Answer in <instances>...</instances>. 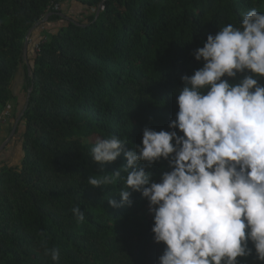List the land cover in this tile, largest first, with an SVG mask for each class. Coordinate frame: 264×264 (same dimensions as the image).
<instances>
[{
  "label": "trees",
  "instance_id": "16d2710c",
  "mask_svg": "<svg viewBox=\"0 0 264 264\" xmlns=\"http://www.w3.org/2000/svg\"><path fill=\"white\" fill-rule=\"evenodd\" d=\"M54 1L0 0V115L12 100L28 37ZM66 2L94 15L70 22L37 54L28 78L33 92L23 118L24 157L19 166L0 169V264H158L165 245L153 240L148 201L130 190L131 205L108 202L120 201L125 156L101 164L91 150L113 135L133 150L144 128L171 131L181 77L203 67L195 50L227 24L239 27L250 9L264 13V0H110L98 20L105 0ZM53 14L63 21L62 13ZM243 75L222 79L236 83ZM138 167L157 182L171 170L166 160ZM118 170L109 185L88 184L89 176ZM51 249L58 260L45 254ZM237 259L264 264L254 248Z\"/></svg>",
  "mask_w": 264,
  "mask_h": 264
},
{
  "label": "clouds",
  "instance_id": "9594fccd",
  "mask_svg": "<svg viewBox=\"0 0 264 264\" xmlns=\"http://www.w3.org/2000/svg\"><path fill=\"white\" fill-rule=\"evenodd\" d=\"M194 58L203 67L181 77L171 131L146 127L133 150L115 135L98 140L92 159L104 164L125 156L120 201L108 202L131 205V191L148 201L153 240L165 245L158 264H240L237 258L253 248L264 262V85L258 83L264 78V13L252 8L239 27L229 23L209 34ZM238 74L244 75L236 83L227 79ZM160 160L171 170L158 182L138 167ZM120 170L89 176L88 184L109 185ZM72 212L84 219L79 207ZM45 254L59 259L56 249Z\"/></svg>",
  "mask_w": 264,
  "mask_h": 264
},
{
  "label": "crops",
  "instance_id": "0c3cea01",
  "mask_svg": "<svg viewBox=\"0 0 264 264\" xmlns=\"http://www.w3.org/2000/svg\"><path fill=\"white\" fill-rule=\"evenodd\" d=\"M77 2L63 4L62 15L68 20H55L54 14L47 16L43 24L32 32L28 53L24 56L23 64L14 77L11 86L12 100L9 104V117H3L0 123V169L5 166H19L24 157L23 140L25 123L23 112L26 108L28 92V78L36 68L37 46L49 40L48 34L57 35L72 21L87 22L94 12L87 7L79 6Z\"/></svg>",
  "mask_w": 264,
  "mask_h": 264
},
{
  "label": "built area",
  "instance_id": "2783aa9c",
  "mask_svg": "<svg viewBox=\"0 0 264 264\" xmlns=\"http://www.w3.org/2000/svg\"><path fill=\"white\" fill-rule=\"evenodd\" d=\"M62 2H63V0H55L52 3V5L50 6V8L48 9V16L52 15L53 13H62V10H63V3ZM47 42H48V40L44 41L43 43H41L37 46V53L36 54H40L43 51V45ZM4 116L9 117L10 114L7 112V113L3 114V117ZM3 117L2 116L0 117V123H2Z\"/></svg>",
  "mask_w": 264,
  "mask_h": 264
},
{
  "label": "water",
  "instance_id": "95a60500",
  "mask_svg": "<svg viewBox=\"0 0 264 264\" xmlns=\"http://www.w3.org/2000/svg\"><path fill=\"white\" fill-rule=\"evenodd\" d=\"M108 1H110V0H105V2L103 3V5L101 6V8H100V10H99V12H98L97 20L100 18L101 14H102V11H103V9H104V6H105V4H106ZM52 15H53V14H52ZM62 18L68 20L64 15H62ZM97 20H96V21H97ZM72 22L75 23V24L77 23L76 21H72ZM42 24H43V22L40 23L35 29L39 28ZM80 26H81V25H80ZM82 27L87 28L88 26H82ZM31 36H32V33H31L30 36L28 37V40H27V43H26V47H25V55H26V54L28 53V51H29ZM30 73H31V76H32V75H33V72H30ZM32 92H33V89H30V91L28 92L27 104H26V108H25V110H24V112H23V115H22L23 117L25 116V113H26V111H27V109H28L29 99H30V97H31V95H32Z\"/></svg>",
  "mask_w": 264,
  "mask_h": 264
},
{
  "label": "rangeland",
  "instance_id": "374dc122",
  "mask_svg": "<svg viewBox=\"0 0 264 264\" xmlns=\"http://www.w3.org/2000/svg\"><path fill=\"white\" fill-rule=\"evenodd\" d=\"M67 3V2H66ZM79 6H81V4H78ZM48 16V15H47ZM47 18V17H46ZM48 37H52V34H48ZM5 113H7V112H5Z\"/></svg>",
  "mask_w": 264,
  "mask_h": 264
}]
</instances>
